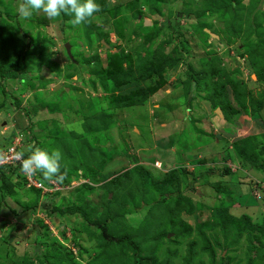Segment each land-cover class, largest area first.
<instances>
[{"label": "rangeland", "instance_id": "rangeland-1", "mask_svg": "<svg viewBox=\"0 0 264 264\" xmlns=\"http://www.w3.org/2000/svg\"><path fill=\"white\" fill-rule=\"evenodd\" d=\"M225 1L104 0V11L94 14L90 22L73 27L68 23L72 18L69 15L48 19L34 11L30 19H23L18 14L20 0H0V22L13 28V40L27 43L29 48L41 45L51 63L50 67H39L37 55L28 51L26 75L0 78V155L15 138L24 153L35 148L51 153L48 143L53 140L48 136L64 140L76 135L82 143L78 147L75 142L76 149L68 152L74 158L88 156V150L93 154L105 152L112 158L95 183L81 177V167L74 168L61 159L63 181L74 174L78 179L61 183L58 190L49 186L41 189L35 209H30L35 195L21 183L22 175L17 170L6 174L11 192L0 188V264H23L24 259L32 260V264H49L58 256L62 264H68L70 258L80 264H91L95 259V264H132L135 252L127 242L120 246L114 241L109 246L108 241L99 243L100 231L91 224L95 221L104 222L114 240L130 236L138 243L139 256L150 255L149 264H165L167 249L172 259L169 264H183L191 241L197 243V255L191 264H211L195 232L172 243L168 240L175 237L176 227L163 211L153 212L157 211L153 204L158 206L162 196L152 183L161 186V180L170 173L178 180L169 177L172 186L167 198L181 192L196 208L192 215L182 214V223L192 228L211 224L214 206L232 203L228 211L236 220L246 217L254 228L264 224V170L259 169L263 160L260 158L256 165L244 162L234 148L241 139L249 140L247 144L254 149L264 143V107L258 114L244 113L229 122L216 112L219 106L210 107L204 92L185 91L187 81L205 69L203 64L216 58L220 67L235 81L245 83L254 97L264 88L245 51L258 40L257 34L241 24L257 5L254 0H232L233 10L219 8ZM256 10L264 12V0ZM236 17H240L238 23ZM230 25L240 32L237 36L231 35ZM17 47L21 52L19 44ZM161 47L164 58L174 62L163 74L164 86L138 105L110 108V94L102 90L84 60L96 53L106 70V54L124 51L130 55L132 67H140ZM15 55L8 57L7 66ZM157 82L154 75L131 84L129 89L155 87ZM228 90L229 102L237 109ZM188 96L193 99L189 101ZM95 115L111 116L107 129L98 132L92 124L87 126ZM224 168L230 173L221 174ZM124 172L130 173L129 182L123 179ZM119 175L122 182L106 185ZM252 180L259 201L250 195ZM84 183L88 187L81 186ZM217 184L227 191L217 193ZM68 205L84 208L88 219L78 213L60 215L59 208ZM148 217L156 221L152 226ZM201 231L215 252L213 264L222 260L224 264H246L250 249L263 255L254 264H264V237L259 230H247L233 247L225 246L234 238L232 230L228 231V240L219 228L204 227ZM214 240L221 246H215Z\"/></svg>", "mask_w": 264, "mask_h": 264}, {"label": "trees", "instance_id": "trees-1", "mask_svg": "<svg viewBox=\"0 0 264 264\" xmlns=\"http://www.w3.org/2000/svg\"><path fill=\"white\" fill-rule=\"evenodd\" d=\"M225 1V0H224ZM225 1L223 5L219 8L227 7L230 10H233L234 5L232 4V0ZM260 0H254L255 5H259ZM229 3V4H228ZM99 5L102 7V11L105 10V2L104 0H100L98 2ZM257 6H255V10L251 13H247L246 19H242L241 24L244 23L245 29H248L251 34L256 33L258 40L255 42L254 45H250L245 49V51L248 53L249 62L251 65V69L254 71V74L256 76V79L258 81L264 82V33H263V26H264V12H260L259 10H256ZM215 7V6H212ZM215 9L218 10V8L215 7ZM101 11V12H102ZM258 13V14H257ZM96 14V13H95ZM250 14L251 18L249 17ZM115 17V14L112 15ZM240 17H236L235 23H238V20ZM233 25L229 26V30L232 29ZM10 27V26H9ZM7 28L6 24L3 22H0V78H16L18 73H23L26 75V72L29 71V63L26 61L25 57L27 55V52L30 51L37 55V60L39 62V67L42 65H46L47 67H50V62L47 61L48 54L46 53V49L39 45L38 47H31L29 48L28 44L22 43L20 40H13L12 38V32L13 28ZM240 32H237L236 30L232 29L231 35H238ZM117 34L120 35L121 33L117 31ZM152 36V35H151ZM85 40L89 45V37L88 35L85 36ZM17 44L20 45V50L17 47ZM17 52H16V51ZM162 47L156 54L149 55L146 59H144L142 62L143 64L140 67H132L131 58L128 53H124V51H121L119 53H107L106 54V70L102 67L100 63V59L98 54L94 53L89 58H86L84 60V63L88 68H90V72L99 79V84L102 88V90L105 93H109V107L113 109H120V108H127L134 105H138L141 101H145L150 95L155 94L162 86L165 84V80L163 78V74L165 70L168 68H172V64L174 63L170 58L165 59L164 53L161 52ZM10 53L12 55H10ZM16 53L15 60L11 61V65L7 66L6 62L8 61V57L13 56V54ZM19 58V60H17ZM71 57V56H69ZM42 60H46V63H42ZM21 62V64H20ZM219 59H214L210 64L208 63L203 64L205 69L196 74V76L192 77L187 81L186 89L185 91H188L190 94L194 90H199L204 92V98L209 103L210 107L217 108V106L220 107L221 114L223 117L231 122L232 119H236L241 116V114L248 113L249 115H255L258 114L264 107V88L261 93H258L255 97L252 91L248 89L245 83L235 81L233 78H231L230 74L223 69V67H220L219 65ZM2 63V64H1ZM20 64V65H19ZM126 64V65H125ZM21 67V69H18V67ZM20 70V71H19ZM157 76L158 82L156 83L155 87H146V88H137L130 90L129 87H132L134 85L133 83H140L143 81L148 80V78L152 76ZM132 84V85H131ZM231 90L232 98L238 108H234L231 106L228 95L229 90ZM129 89V91H128ZM119 93H115V92ZM193 99L192 96H188V100L191 101ZM143 103V102H142ZM113 118V116H112ZM90 124L87 126L93 125L94 130L103 131L108 128L111 116H104V115H95L94 117L89 119ZM233 121V120H232ZM92 122V123H91ZM93 131H89L90 133H93ZM47 138H50L53 140V142H50L48 145L51 147L52 151L55 149L59 152H64V157L61 158L62 161H65V163L71 164L74 168H79L84 170L83 178L90 182L95 183L96 181H99L101 173L105 166L110 162L112 159L111 157L107 156L105 152H100V154L96 153H90L88 150V156L86 157H76L74 158L71 153L73 150L76 149V145L79 147L81 146V141L76 135H71L70 138H66L64 140L53 138V136H48ZM262 138L264 140V134L262 135ZM80 142V143H79ZM249 140L241 139L237 143L234 144V148L237 151L238 156L244 161L252 165H256L257 162H259L260 158L263 160V163L259 167L260 170H264V143L259 144V147L254 149L249 144H247ZM59 143V144H58ZM257 144V143H256ZM81 153V152H80ZM62 155L63 153L60 152ZM82 154V153H81ZM23 156L27 158L29 155L24 153ZM140 169V167H138ZM12 173L11 168L8 166L0 167V185L6 192H11V188L8 185L9 181L7 179V175ZM39 173V172H38ZM125 173V174H124ZM122 177L123 179L130 175L129 172H124ZM221 174H229L230 170L227 168H224ZM132 175V174H131ZM176 174H169L166 176L165 179L161 180V183L159 186L156 184V182L152 183V188L158 191V193L162 196V201L159 202L158 206L157 203L153 204V209H156L157 211H153L155 214L159 213V211H163L164 217L169 220V222L172 224V226L176 229L175 237L173 239H170L168 241H172V243L177 244V238L178 239H186L190 237L193 232H195L198 237L201 238L203 247L202 250L208 254L210 263L213 264L215 260V252L213 250V247L211 246V242L206 238L205 235L202 233V228L207 227L208 229H214L219 228V230L223 233V236L226 240H228V233L229 230L233 231L234 238L229 241V243H226L225 246L227 247H233L235 246L243 234L249 230V229H257L259 230L260 234L264 237V224L261 225V227H251V225L248 224V219L246 217H242L241 219L236 220L233 216L230 215L229 209L233 206L232 203L226 204V205H218V207L212 209V220L211 224H202L197 226L196 228H192L190 225H188L185 222H181L180 217L182 214L192 215L195 211V207L192 206V203L187 200V198L182 196L181 192H178L176 194L175 198L168 199L166 193L169 192L171 189V186L169 184V177H174L175 181L178 180L175 176ZM39 176L41 179L45 180L43 176L39 173ZM75 176V177H74ZM74 176H69L66 181L59 182L60 184H67L68 181L75 179H78V176L74 174ZM119 175L118 177H115L114 179L110 180L109 183L106 185H113V183L122 182V179ZM55 180V178L53 179ZM129 178L127 181L129 182ZM149 181L148 175H146V181ZM264 180V179H263ZM264 182V181H262ZM21 183L24 184V179H21ZM177 183V182H176ZM88 187V184H83L81 186ZM103 185L104 187L106 186ZM254 181L252 180L251 187H250V195L254 197L253 190H254ZM253 186V188H252ZM216 188L217 193H224L227 191L225 187L220 184L214 185ZM33 191L36 201L30 205V209H35L38 207V200H39V189L31 188L29 189ZM255 198V197H254ZM110 202V200H108ZM141 203H144V201H141ZM52 205V203H51ZM162 206V207H161ZM56 208V207H54ZM198 208H201V206H198ZM78 213L82 217L88 219V215L84 208L75 207V205L72 206H65L64 208H59V214L60 215H67V214H73ZM149 218V226H152L155 220L153 218ZM155 218V217H154ZM147 219V217H146ZM106 222V221H105ZM264 223V221L262 222ZM93 226L99 229V243L103 245L105 242L109 246L110 244H113L112 241H114L117 245H121L124 242H127V244L130 246V248H133L135 255L133 259L132 264H149L150 261H152V258L149 256L141 257L138 255L139 246L136 241L131 239L130 236L121 237L117 240H114V235L110 234L109 228L104 222H92ZM248 226H250L248 228ZM229 231V232H228ZM169 234H167L168 236ZM166 236V234H165ZM166 236V237H167ZM256 243L259 242V238L255 237ZM103 243V244H102ZM114 243V244H115ZM214 244L217 247H220V243L216 240H214ZM197 243L195 241H191L187 244L185 255L183 258V264H191L194 260V258L197 255V252L195 251ZM166 255L168 256L167 261H165V264H169L171 262V255L169 250H166ZM176 253V251L174 252ZM101 256H105V253L102 252ZM263 255L260 253L259 250H253L250 249L248 253V257L246 260V264H254L258 258H262ZM45 259L48 258V254L44 256ZM43 258V259H44ZM61 256L54 257V262H51L49 264H62L63 261H61ZM108 260V259H107ZM60 261V262H59ZM68 264H80L73 259H67ZM157 263V261H155ZM97 263V260L93 261L91 264ZM227 263V262H226ZM23 264H32V260L24 259ZM220 264H224V261L222 260Z\"/></svg>", "mask_w": 264, "mask_h": 264}, {"label": "clouds", "instance_id": "clouds-1", "mask_svg": "<svg viewBox=\"0 0 264 264\" xmlns=\"http://www.w3.org/2000/svg\"><path fill=\"white\" fill-rule=\"evenodd\" d=\"M34 11L37 13L42 12L48 19H55L62 14L69 15L72 18L68 23L75 27L82 23L90 22L91 17L95 13L102 11V7L95 0H20L18 14L21 18L30 19ZM20 151L21 153L16 154V159L22 161L21 170L26 175H34L39 172L45 180L53 181L55 178V182L58 183L63 180L64 177L60 171L61 154L58 150L49 153L40 148L29 149L30 153H26L29 155L26 159H24L23 154L25 151H23L22 147ZM2 159L0 155V161ZM155 166L159 168V165ZM0 167L4 166L0 165ZM11 170L13 171V169Z\"/></svg>", "mask_w": 264, "mask_h": 264}, {"label": "built area", "instance_id": "built-area-1", "mask_svg": "<svg viewBox=\"0 0 264 264\" xmlns=\"http://www.w3.org/2000/svg\"><path fill=\"white\" fill-rule=\"evenodd\" d=\"M18 138L14 139V142L8 146L3 153L1 154V157L3 158L2 161H0L1 166H8L11 169L18 170V172L22 175L25 184L28 188H35V189H45L46 186L52 187L53 190H58L60 189L61 185L58 182L53 181H48L46 184L42 181L41 177L39 176V173L37 172L34 175H26L22 170H21V163L22 161L20 159H16V154L21 153L20 148L21 146L17 142ZM24 158V157H23ZM26 159V158H24ZM255 188H257L255 186ZM255 190H253V195L255 199L260 198V194L257 193Z\"/></svg>", "mask_w": 264, "mask_h": 264}, {"label": "water", "instance_id": "water-1", "mask_svg": "<svg viewBox=\"0 0 264 264\" xmlns=\"http://www.w3.org/2000/svg\"><path fill=\"white\" fill-rule=\"evenodd\" d=\"M66 48H67V51H69V45H66ZM69 56H70V54H69ZM216 112H217L219 115H221V112H220L219 110H216Z\"/></svg>", "mask_w": 264, "mask_h": 264}]
</instances>
